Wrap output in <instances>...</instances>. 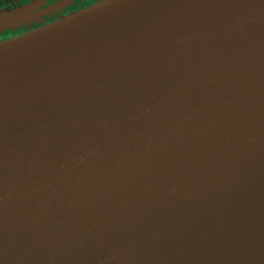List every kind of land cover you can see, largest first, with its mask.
<instances>
[{
  "label": "water",
  "instance_id": "water-1",
  "mask_svg": "<svg viewBox=\"0 0 264 264\" xmlns=\"http://www.w3.org/2000/svg\"><path fill=\"white\" fill-rule=\"evenodd\" d=\"M0 264H264V0L0 42Z\"/></svg>",
  "mask_w": 264,
  "mask_h": 264
},
{
  "label": "flooded vegetation",
  "instance_id": "flooded-vegetation-1",
  "mask_svg": "<svg viewBox=\"0 0 264 264\" xmlns=\"http://www.w3.org/2000/svg\"><path fill=\"white\" fill-rule=\"evenodd\" d=\"M102 0H0V19L8 17L0 29V42L49 25L62 17L100 3Z\"/></svg>",
  "mask_w": 264,
  "mask_h": 264
}]
</instances>
